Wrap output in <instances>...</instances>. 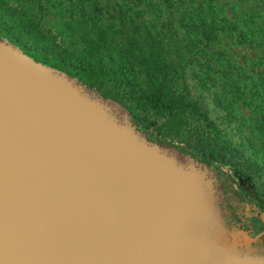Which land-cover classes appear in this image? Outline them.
I'll return each instance as SVG.
<instances>
[{
	"label": "water",
	"instance_id": "obj_1",
	"mask_svg": "<svg viewBox=\"0 0 264 264\" xmlns=\"http://www.w3.org/2000/svg\"><path fill=\"white\" fill-rule=\"evenodd\" d=\"M250 195L0 34V264H264Z\"/></svg>",
	"mask_w": 264,
	"mask_h": 264
},
{
	"label": "rangeland",
	"instance_id": "obj_2",
	"mask_svg": "<svg viewBox=\"0 0 264 264\" xmlns=\"http://www.w3.org/2000/svg\"><path fill=\"white\" fill-rule=\"evenodd\" d=\"M181 1L173 0L172 6L165 0H0V27L12 30L25 48L37 49L47 62L63 60L74 68L95 62V57L116 65L113 61L128 54L125 65L137 69L136 53L150 48L163 53L169 67L176 69L173 92H180L202 114L199 123L205 131L225 139L261 167L253 177L264 201V47L256 42L264 38V31L249 33L254 44L221 38L207 48L189 19L200 11L225 27L234 19L264 14V0ZM54 4L62 7L52 8ZM222 17L226 21L220 22ZM258 20H250L256 30ZM250 23L244 22L251 27ZM207 54H212L208 68ZM223 65L240 79L239 91L222 90ZM137 81L145 86L141 76ZM196 123L191 120L188 127ZM216 164L232 175L227 165Z\"/></svg>",
	"mask_w": 264,
	"mask_h": 264
},
{
	"label": "trees",
	"instance_id": "obj_3",
	"mask_svg": "<svg viewBox=\"0 0 264 264\" xmlns=\"http://www.w3.org/2000/svg\"><path fill=\"white\" fill-rule=\"evenodd\" d=\"M165 1L168 4H172L173 0ZM179 3H182V1L180 0ZM51 7L60 9L62 6L54 4ZM68 7L75 8L73 5ZM43 9L46 10L47 7H43ZM197 15L200 16L198 17ZM254 17L259 18L258 25L260 28L258 27L259 29L257 30L254 22L250 21L255 19ZM222 18L219 19L220 22L226 21L225 17ZM246 18V20L252 22L250 23L251 27L244 24L246 20L242 18L234 19V21H230L224 27L218 24V19L216 21L215 16L201 15L200 11L193 18L191 15L189 17L191 20L190 24L198 32L197 39L199 38L201 44L207 48L211 46V42L214 40L220 41L221 38H237L236 40L240 42L254 44L255 39H252L249 33L264 31V14L259 12L250 14ZM11 31L5 27H0L1 35L17 44L34 59L61 69L87 85L96 87L103 95L122 103L143 128L151 130L159 139L183 146L201 157H208L214 163L227 165L232 172L241 171L252 176L259 174L261 167H257L255 159L246 156L239 148L231 146L230 143L220 136L208 134L204 129L203 123H199L202 114L180 92L176 94L173 92L176 69L169 67L165 62L163 53L153 51L152 48L147 52L136 53L134 61L138 65L137 69L125 65V59L128 54L113 61L116 65L110 64L108 62L109 59L103 62L99 59L101 57H95L98 59L95 62L85 67L74 68L73 65L63 60H60L61 64L47 62L42 59L45 56L42 53L40 54L37 49L25 48L12 35ZM256 42L258 46L264 47V38H260ZM194 46L192 43L189 48L191 49ZM205 57L207 61L206 67L208 68L207 65L209 64L210 67L212 54H207ZM228 70L225 65L221 66V78L219 77V80L222 82V90L239 91L240 79L233 77ZM138 76L144 79L145 86H142L137 81ZM246 79L248 77H244V80ZM181 89L179 91H182ZM191 120H196L197 123L189 128L188 125ZM262 186L264 189V183Z\"/></svg>",
	"mask_w": 264,
	"mask_h": 264
},
{
	"label": "flooded vegetation",
	"instance_id": "obj_4",
	"mask_svg": "<svg viewBox=\"0 0 264 264\" xmlns=\"http://www.w3.org/2000/svg\"><path fill=\"white\" fill-rule=\"evenodd\" d=\"M37 57L42 58L39 56ZM42 59L45 60V58ZM229 176L231 177L232 187L234 188V191L240 197L251 199L252 197L250 193L254 191L255 199H253V203L255 204L258 211L264 212V201L261 200L254 177L249 173L241 171L232 172V175ZM247 219L254 231L264 230V222L259 218V216L250 215Z\"/></svg>",
	"mask_w": 264,
	"mask_h": 264
}]
</instances>
